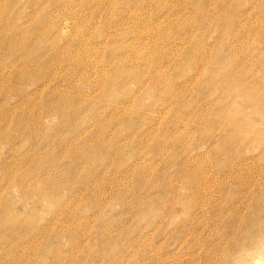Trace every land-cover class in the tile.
<instances>
[{
	"label": "rangeland",
	"instance_id": "1",
	"mask_svg": "<svg viewBox=\"0 0 264 264\" xmlns=\"http://www.w3.org/2000/svg\"><path fill=\"white\" fill-rule=\"evenodd\" d=\"M0 1V264H264V0Z\"/></svg>",
	"mask_w": 264,
	"mask_h": 264
},
{
	"label": "bare ground",
	"instance_id": "2",
	"mask_svg": "<svg viewBox=\"0 0 264 264\" xmlns=\"http://www.w3.org/2000/svg\"><path fill=\"white\" fill-rule=\"evenodd\" d=\"M60 0H56V1H52L51 0V3H50V6L52 7V6H54L55 4H57L58 2H59ZM1 2V1H0ZM3 3V2H2ZM46 3V2H45ZM4 15V14H3ZM7 17V16H6ZM6 21V20H5ZM9 24V23H8ZM22 27H20V25L19 24H16V25H14V26H11L10 28H9V30L11 29V31H14V32H16L17 31V34L15 35H11V36H8V35H3V33H2V31H3V29H0V47L1 46H6V44L7 45H16V43H18L17 41L20 39V38H22V37H25V34H24V32H25V29H21ZM18 33H20V34H18ZM31 34V33H30ZM32 35V34H31ZM28 37V36H27ZM19 38V39H18ZM28 39V38H27ZM22 40H23V38H22ZM21 40V41H22ZM24 41V40H23ZM20 42V41H19ZM25 42V41H24ZM23 44V43H22ZM21 44V45H22ZM31 44V43H30ZM24 45V44H23ZM22 45V46H23ZM27 45V44H26ZM1 64H3V60H0V65ZM244 93V92H243ZM262 96V95H261ZM9 210V209H8ZM3 215V214H2ZM5 215H3V217H4ZM2 217V218H3ZM8 218V217H7ZM6 220V219H5ZM5 220H4V223H6L5 222ZM16 221H17V219H15ZM7 221V220H6ZM10 221H12V220H10ZM3 222V221H2ZM8 222V221H7ZM15 222V221H14ZM3 223V224H4ZM9 223V222H8ZM0 224H1V222H0ZM7 224V223H6ZM5 225V224H4ZM1 227H3V226H1ZM6 227H8V226H6ZM4 229V228H3ZM10 229V228H9ZM4 232H6V231H4ZM5 235V234H4ZM1 236H3V235H1ZM3 238V237H2Z\"/></svg>",
	"mask_w": 264,
	"mask_h": 264
}]
</instances>
